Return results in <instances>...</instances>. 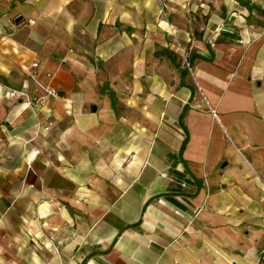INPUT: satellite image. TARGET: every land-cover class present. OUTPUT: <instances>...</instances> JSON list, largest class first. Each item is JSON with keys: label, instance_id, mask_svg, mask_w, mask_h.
Segmentation results:
<instances>
[{"label": "crops", "instance_id": "crops-1", "mask_svg": "<svg viewBox=\"0 0 264 264\" xmlns=\"http://www.w3.org/2000/svg\"><path fill=\"white\" fill-rule=\"evenodd\" d=\"M263 249L264 0H0V264Z\"/></svg>", "mask_w": 264, "mask_h": 264}, {"label": "built area", "instance_id": "built-area-1", "mask_svg": "<svg viewBox=\"0 0 264 264\" xmlns=\"http://www.w3.org/2000/svg\"><path fill=\"white\" fill-rule=\"evenodd\" d=\"M31 22H33V21H31ZM33 66H34V67L39 66V62H34V63H33ZM49 92H50V93H53V90H50ZM258 263H259V264H264V249H263L262 252H261V255H260V258H259V260H258Z\"/></svg>", "mask_w": 264, "mask_h": 264}, {"label": "trees", "instance_id": "trees-1", "mask_svg": "<svg viewBox=\"0 0 264 264\" xmlns=\"http://www.w3.org/2000/svg\"><path fill=\"white\" fill-rule=\"evenodd\" d=\"M230 34L229 33H227V32H222V36L223 37H220L218 40L219 41H228L226 38H225V36H229Z\"/></svg>", "mask_w": 264, "mask_h": 264}]
</instances>
